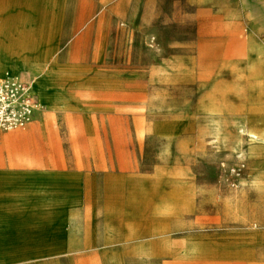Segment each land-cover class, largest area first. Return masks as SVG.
<instances>
[{
	"label": "rangeland",
	"instance_id": "rangeland-1",
	"mask_svg": "<svg viewBox=\"0 0 264 264\" xmlns=\"http://www.w3.org/2000/svg\"><path fill=\"white\" fill-rule=\"evenodd\" d=\"M212 2L0 3V77L46 59L63 24V50L117 83L114 114L66 152L137 184L134 213L80 197L69 226L47 228L64 251L39 264H264V0Z\"/></svg>",
	"mask_w": 264,
	"mask_h": 264
},
{
	"label": "crops",
	"instance_id": "crops-1",
	"mask_svg": "<svg viewBox=\"0 0 264 264\" xmlns=\"http://www.w3.org/2000/svg\"><path fill=\"white\" fill-rule=\"evenodd\" d=\"M212 3L226 6L232 14L230 6L241 9L248 0ZM70 36L62 24L58 45L46 59L27 60L29 70L13 72L31 82L40 105L23 130H0V264H39L64 251L47 228L69 226L66 212L80 205V197L112 196V207L118 208L122 199L123 209L130 213L136 209L126 198L137 184L121 185L117 174L100 178L84 167L92 163L87 158L66 152L79 148L86 135L96 132L97 118L114 114L116 106L105 96L117 91L114 80L86 75L87 62L79 53L71 47L63 50ZM0 51L5 55L9 50ZM36 76L47 78L48 94V87L40 86ZM40 95H48V101ZM142 216L138 221L118 214L113 218L122 217L132 227L145 221Z\"/></svg>",
	"mask_w": 264,
	"mask_h": 264
},
{
	"label": "built area",
	"instance_id": "built-area-1",
	"mask_svg": "<svg viewBox=\"0 0 264 264\" xmlns=\"http://www.w3.org/2000/svg\"><path fill=\"white\" fill-rule=\"evenodd\" d=\"M39 105L31 82L21 75L0 78V130L25 128L32 121Z\"/></svg>",
	"mask_w": 264,
	"mask_h": 264
},
{
	"label": "bare ground",
	"instance_id": "bare-ground-1",
	"mask_svg": "<svg viewBox=\"0 0 264 264\" xmlns=\"http://www.w3.org/2000/svg\"><path fill=\"white\" fill-rule=\"evenodd\" d=\"M16 75H17V74H15V73H13V72H5L1 78H4V77H6V76H16ZM31 89H32V86H31ZM32 91H33V90H32Z\"/></svg>",
	"mask_w": 264,
	"mask_h": 264
}]
</instances>
